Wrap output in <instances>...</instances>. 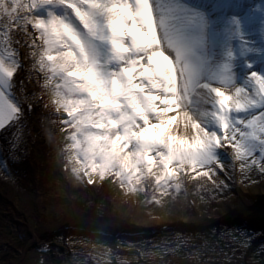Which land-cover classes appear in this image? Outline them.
<instances>
[{"label":"snow or ice","instance_id":"obj_1","mask_svg":"<svg viewBox=\"0 0 264 264\" xmlns=\"http://www.w3.org/2000/svg\"><path fill=\"white\" fill-rule=\"evenodd\" d=\"M37 99L87 185L223 190L233 161L264 176V0H0V133L19 134Z\"/></svg>","mask_w":264,"mask_h":264},{"label":"bare ground","instance_id":"obj_2","mask_svg":"<svg viewBox=\"0 0 264 264\" xmlns=\"http://www.w3.org/2000/svg\"><path fill=\"white\" fill-rule=\"evenodd\" d=\"M258 1L256 2L259 3ZM19 51L25 54L22 57L25 70L20 71L18 75L25 79L28 77L26 55L28 49L23 47ZM27 83L29 94L36 93L39 96L41 88L35 74L28 78ZM42 100L46 102L48 96L43 95ZM55 119L53 109L45 108L44 103L37 99L19 134L0 133V214L13 220L10 228L6 222L0 224V247L3 246L10 256L9 260L2 264H31L39 259L45 261L43 264H122L120 256L128 258L127 264H226L229 261L232 264H264V254L260 252L264 250V226L259 228L251 223L259 220L264 222V203L255 204L246 199L258 191L257 194H263L264 176L256 173L260 176L257 180L245 183L239 172L238 162L234 161L236 171L232 173V179L237 181L236 186L242 192L241 213L230 215L223 213L224 210L221 213L213 212L211 217L202 216L193 223H185L181 219H164L160 222L154 221L153 228L136 226L134 222L128 221L127 229L137 233L135 236L138 241L130 243L129 246L120 245V241L117 243L110 241L104 245L99 237L111 238L113 234L109 231L108 236L97 234L99 231H105L101 227L89 230L88 223H84L86 222L84 214L75 210L69 202L68 192L72 182L68 179L71 173L62 169L65 165L62 158L65 140L59 126L53 122ZM219 179L223 180L221 173ZM111 180V178L99 180L95 186L97 193L109 188ZM185 181H190L189 184L192 186L195 183L212 184L203 177L196 180L189 177L183 180L182 185ZM152 189L151 186L149 191ZM119 193L121 199L132 200V197L127 195V190H119ZM116 194L112 192V197L116 199L115 203L119 204L120 199L115 196ZM171 194L169 191L166 196L159 194V197L152 195L150 198L155 197L153 200H159L160 197L170 198ZM117 195L119 197V194ZM141 200L143 201V198ZM230 201L235 202V197ZM124 202L125 200L121 205ZM52 203H57L60 208L68 204L69 209L59 211L57 218L54 219L52 211L56 206ZM223 203L226 204V200H223ZM198 208L200 209V205ZM120 213L125 216L126 211L123 209ZM234 221L241 224L235 225ZM146 222L152 223L150 220ZM227 222L230 224L224 225ZM19 227H22L25 233H29L27 239H19ZM78 228L93 231L91 234L98 237H89L85 240L84 235L76 234L78 232L75 230ZM41 235L46 238H42ZM208 235L214 237L215 241L211 244V252H208V257L205 258L200 252V246L201 240L206 239ZM152 247L156 248L151 249ZM236 247H239L241 252L237 253ZM46 248L49 251L53 248L54 258H50L49 253L42 254V258L38 255L39 249ZM94 250L109 255L110 260L98 262L88 258ZM161 252L162 255L159 254ZM79 260H82V263H79Z\"/></svg>","mask_w":264,"mask_h":264},{"label":"rangeland","instance_id":"obj_3","mask_svg":"<svg viewBox=\"0 0 264 264\" xmlns=\"http://www.w3.org/2000/svg\"><path fill=\"white\" fill-rule=\"evenodd\" d=\"M223 176V180L225 184L228 185L227 188L220 190L216 188L212 184H201V183H195L193 186L190 185V181L186 182L185 184H181V190L179 192H175L173 190H169L172 192L170 198H159L160 203H156V200H153L150 198V196H158L159 191H149L151 186H153V181L150 180L148 182V188L146 192L144 193H128V196L132 197L131 201H128L130 199H124L120 198L121 194L119 193V190H122L124 188H121L119 185V181H110V187L106 188L104 192L97 193L95 186L93 185H87L84 182L78 181L73 176L72 178H69L68 180L72 182L70 191L68 192V199L71 203V206L77 210L78 212H81L84 214V218H86V222L88 223L87 227L90 230V228L94 227H101L104 228L105 231H99L97 234H101L104 236H108V233L111 232L113 236L111 238L107 237H99L102 242H104V245H107V242L110 243V241H113L117 243V241H120V245L122 246H129L130 243L136 240L135 231L128 230L127 227L129 225H126L127 223L134 222L137 225H141L144 228H153L154 221H162L164 219H181L185 223H190L196 221L199 217L202 216H209L211 217L213 215V212L221 213L223 210V213H229L230 215H233L236 212L242 211V198L241 191L236 186L237 181L234 179H227L225 176V173H221ZM252 179L251 180H245V183H252L253 181L257 180L260 176H257L256 173L251 174ZM108 179V178H107ZM190 183V184H189ZM190 185V186H189ZM126 190V189H125ZM112 192H116L115 196L120 199L119 204L115 203V198L112 197ZM158 193V194H157ZM259 193V191L257 192ZM254 194L252 197L246 198L249 202L255 203V204H261L264 203V192L263 194ZM127 196V197H128ZM159 197V196H158ZM235 197V202H231L230 200ZM143 198V201L141 200ZM162 198V199H161ZM124 204L121 202L124 201ZM223 200H226V204L223 203ZM229 202V203H228ZM223 203V204H222ZM52 205L56 206L55 210L53 212L54 219L57 218V214H59V211H68L69 206L64 204L65 206H62L60 208V205H57V203H52ZM200 205V209L198 206ZM30 207V206H29ZM46 209V207H44ZM124 209L126 211L125 216L121 215L120 209ZM39 208L37 207V210ZM61 209V210H60ZM197 209V210H196ZM200 211H202L200 213ZM148 216V217H147ZM56 217V218H55ZM17 219V218H16ZM83 219V218H81ZM153 219V220H152ZM11 220V221H10ZM147 220H150L152 223L146 222ZM15 221V220H14ZM129 221V222H128ZM4 222L7 223L8 227L10 228L12 226L13 220L10 218H7L4 214H0V224H4ZM254 223L255 226H258L259 228L264 226V222L257 221V222H251ZM221 224V222L219 223ZM230 223H224V225H229ZM235 225H240L241 222L234 221ZM19 239H27L29 237V233H25V230L22 227H19ZM120 229V231H118ZM109 231V232H108ZM115 231H117L116 235ZM4 233V231H2ZM94 233L93 231H91ZM148 232V231H147ZM76 234H79L80 236L84 235V239L87 240V238L96 237L97 235L94 234H86L84 232H78ZM73 234V235H76ZM78 235V236H79ZM77 236V235H76ZM42 238H46L41 235ZM40 237V238H41ZM98 237V236H97ZM39 238V237H38ZM21 240V241H22ZM53 241V240H51ZM84 241V240H83ZM214 237L207 236L206 239L204 238L201 240V250L203 257H208L207 253L211 252V244L214 243ZM21 243V242H20ZM53 244V242H52ZM158 248H161V246H156ZM156 247H152L151 249H155ZM195 248H197L195 246ZM264 249V246H263ZM236 252H241V249L239 247H236ZM61 251V249H60ZM95 251V250H94ZM92 251L90 255H88V258H93L94 260L98 262H106L109 261V255L105 254L104 252H94ZM199 251V247H198ZM53 248L50 249H39L38 255L41 257L42 254L49 253L50 258H54L55 255L52 253ZM261 254H264V250H260ZM124 255V253H122ZM9 252L4 249V247H0V264L4 263L5 261L9 260ZM39 257V258H40ZM38 258V259H39ZM42 258V257H41ZM122 264H127L126 260L128 258L124 256H120ZM233 259H235L233 257ZM37 260V259H36ZM45 261H33L31 264H43ZM91 262V261H90ZM79 263H82V260H79ZM226 264H232L231 261L226 262Z\"/></svg>","mask_w":264,"mask_h":264}]
</instances>
